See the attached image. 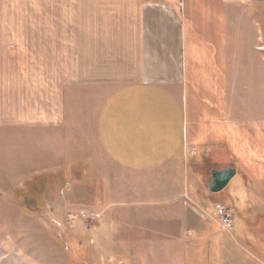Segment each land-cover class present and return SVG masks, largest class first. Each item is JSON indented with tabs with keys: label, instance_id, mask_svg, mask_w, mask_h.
Segmentation results:
<instances>
[{
	"label": "crops",
	"instance_id": "0c3cea01",
	"mask_svg": "<svg viewBox=\"0 0 264 264\" xmlns=\"http://www.w3.org/2000/svg\"><path fill=\"white\" fill-rule=\"evenodd\" d=\"M253 56L264 0H0L1 139L64 148L81 210L143 264H202L201 250L206 264H264L247 229L218 232L183 203L264 200L233 159L234 119L248 128L250 86L264 88Z\"/></svg>",
	"mask_w": 264,
	"mask_h": 264
},
{
	"label": "rangeland",
	"instance_id": "374dc122",
	"mask_svg": "<svg viewBox=\"0 0 264 264\" xmlns=\"http://www.w3.org/2000/svg\"><path fill=\"white\" fill-rule=\"evenodd\" d=\"M240 59L233 58L234 80L242 66ZM247 59L250 83L256 79L253 73L259 76L256 82H262L260 65H264V57L243 58ZM248 101V128L234 119V129L238 130L233 159L240 175L250 182V192L256 189L264 194V88L250 86ZM39 141L36 147L31 141L8 145L0 133V264H143L130 257L128 250L113 247L111 223H106L97 211L81 210L79 190L61 172L64 148H49L45 141ZM72 159L80 161L76 153ZM75 164L67 170L70 176L80 173V163ZM245 196L248 199L242 202L219 204V209L213 204L210 212L186 193L183 203L203 220L208 216L206 221L213 223L218 232L230 236L235 226L236 230L247 229L249 253L264 261V200L257 203L249 193ZM235 202L236 208L232 209ZM220 210L232 219L230 231L219 224ZM194 237L191 231L184 234V240ZM200 253L202 264H206L205 250ZM236 253L239 257L241 250L236 249Z\"/></svg>",
	"mask_w": 264,
	"mask_h": 264
},
{
	"label": "water",
	"instance_id": "95a60500",
	"mask_svg": "<svg viewBox=\"0 0 264 264\" xmlns=\"http://www.w3.org/2000/svg\"><path fill=\"white\" fill-rule=\"evenodd\" d=\"M231 178V170H225L223 172L214 173V178L210 185L211 191H218L222 189Z\"/></svg>",
	"mask_w": 264,
	"mask_h": 264
},
{
	"label": "built area",
	"instance_id": "2783aa9c",
	"mask_svg": "<svg viewBox=\"0 0 264 264\" xmlns=\"http://www.w3.org/2000/svg\"><path fill=\"white\" fill-rule=\"evenodd\" d=\"M220 208V205H216V209ZM205 213V212H204ZM206 215V214H204ZM207 216V215H206ZM220 218H221V223H219L224 229H231L232 228V219L231 217L227 216L226 213H223L222 210H220ZM230 231V230H229Z\"/></svg>",
	"mask_w": 264,
	"mask_h": 264
}]
</instances>
